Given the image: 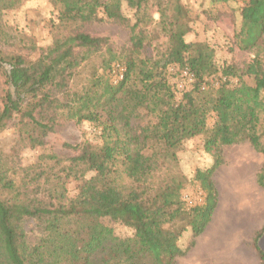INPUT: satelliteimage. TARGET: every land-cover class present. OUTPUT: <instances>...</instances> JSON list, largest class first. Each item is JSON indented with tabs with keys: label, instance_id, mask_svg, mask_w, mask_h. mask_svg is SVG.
I'll list each match as a JSON object with an SVG mask.
<instances>
[{
	"label": "trees",
	"instance_id": "1",
	"mask_svg": "<svg viewBox=\"0 0 264 264\" xmlns=\"http://www.w3.org/2000/svg\"><path fill=\"white\" fill-rule=\"evenodd\" d=\"M22 1L0 0V15ZM49 1L57 8V35L49 46L35 59L0 47V132L15 119L19 139L34 148L60 120L88 121L100 128V144L64 143L74 155H40L53 164H37L39 170L16 160L17 146L0 151V264H175L194 246L216 206L212 174L223 145L248 141L261 154L255 179L264 189V0H245L240 8L234 38L252 54L243 67L217 66L208 43L186 41L189 17L180 0ZM124 6L134 10L133 24ZM103 21L136 31L131 51L115 54L106 37L83 30ZM161 36L162 50L171 57L166 64L141 55ZM115 62L123 68L113 82ZM88 63L89 76L74 88L72 78ZM168 64L187 68L193 78L178 99ZM215 75L216 85L209 81ZM197 135H206L216 153L211 167L195 171L203 203L188 207L181 198L182 175L159 172L177 166L176 150ZM72 178L77 185L71 195ZM105 220L132 233L114 234ZM29 221L39 229L33 243L24 227ZM263 231L252 247L264 264ZM185 234L190 240L182 247Z\"/></svg>",
	"mask_w": 264,
	"mask_h": 264
},
{
	"label": "rangeland",
	"instance_id": "2",
	"mask_svg": "<svg viewBox=\"0 0 264 264\" xmlns=\"http://www.w3.org/2000/svg\"><path fill=\"white\" fill-rule=\"evenodd\" d=\"M180 2L189 17L190 30L184 38L186 41H205L208 43L214 50V61L217 66L234 63L238 67H243L251 59L252 54L239 49L234 38L240 23V8L244 5L245 0H228L216 3L212 0H180ZM149 12L155 19L158 17L157 13H153V10ZM122 13L129 19V24H133L136 20L133 9L124 6ZM56 15L57 8L49 0H23L14 9L3 11L0 15V47L21 54L26 59H35L42 49L52 43L53 38L57 35ZM152 21L148 23L149 35H153L155 32V29L152 28L154 25ZM83 30L106 37L112 52L122 56L129 50L131 51L132 42L137 37L136 31L132 32L129 26L112 21L87 23ZM162 40V36L152 40L141 55L150 56L152 59L166 64L171 57L168 58L166 52L162 50ZM91 67L88 63L77 70V74L72 78L74 88H80L86 81ZM122 68V64L115 62V67L111 72L113 82L120 79L119 74ZM184 69L185 67L180 68L178 64H168L166 67L168 81L175 90L176 99L181 97L183 91L192 87V75L184 74ZM99 72H102L101 68H99ZM209 81L216 85L220 82L219 75L211 77ZM1 82L0 78V86H2ZM15 123V119L9 121L0 132V151L10 152L13 146H17L16 160L22 165H30L36 170H39L37 164H40L42 168H44L45 163L49 166L53 164L48 160L39 159L40 155L54 154L63 160L74 155L76 151L65 147L64 143L89 142L100 144V128L95 124L88 121L75 123L72 120H60L54 131L44 138L43 145L31 148L25 138L19 139L18 126L16 127ZM262 125H264V118ZM207 141L206 135H197L186 140L176 150L177 166L167 170L162 168L159 172L160 176H163L165 172L168 173L169 170L182 175L184 180L181 198L188 207L203 203L205 192L201 189L199 182L194 179V175L196 169H207L214 163L216 152ZM261 141L264 143V131ZM220 154L221 162L219 165H224L225 170H227V166L230 170L235 161L237 163L241 161L240 165L236 166V170L247 172L251 182H254L253 178H255L262 164V156L254 150L248 141L223 145L220 148ZM54 170L59 171V167H55ZM88 175L89 173H87ZM76 185L77 182L73 178L68 182L69 194L74 193ZM259 195L260 200L264 201V189L261 187L259 188ZM105 222L113 227L114 234L127 236L132 233L129 227L120 223L108 222L107 220ZM208 222L196 236L194 246L185 255L177 257L175 264H263L249 242L244 247L229 243H212L210 245L205 242L202 246L200 244L196 246V241L202 236ZM24 227L29 241L35 242V238L39 235L36 222H26ZM187 232L190 233V230ZM189 240L185 234L180 238L179 244L185 247ZM260 242V247L264 250V234Z\"/></svg>",
	"mask_w": 264,
	"mask_h": 264
},
{
	"label": "crops",
	"instance_id": "3",
	"mask_svg": "<svg viewBox=\"0 0 264 264\" xmlns=\"http://www.w3.org/2000/svg\"><path fill=\"white\" fill-rule=\"evenodd\" d=\"M240 163L235 161L230 170L229 166L225 170L224 165H218L214 170L212 179L217 190V202L196 246L205 242L244 247L249 242L253 248L254 236L264 227V201L260 200L256 175L252 183L247 172L236 170Z\"/></svg>",
	"mask_w": 264,
	"mask_h": 264
},
{
	"label": "built area",
	"instance_id": "4",
	"mask_svg": "<svg viewBox=\"0 0 264 264\" xmlns=\"http://www.w3.org/2000/svg\"><path fill=\"white\" fill-rule=\"evenodd\" d=\"M183 72H184V74L190 75V74H188L189 72H188L187 68H185ZM119 77L121 78V73L119 74Z\"/></svg>",
	"mask_w": 264,
	"mask_h": 264
}]
</instances>
